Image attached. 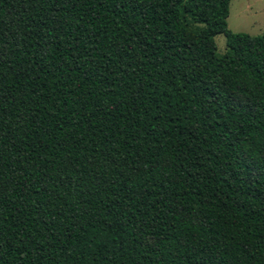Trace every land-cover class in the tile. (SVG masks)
Listing matches in <instances>:
<instances>
[{
	"label": "trees",
	"instance_id": "obj_1",
	"mask_svg": "<svg viewBox=\"0 0 264 264\" xmlns=\"http://www.w3.org/2000/svg\"><path fill=\"white\" fill-rule=\"evenodd\" d=\"M229 2L0 0V264H264V31Z\"/></svg>",
	"mask_w": 264,
	"mask_h": 264
},
{
	"label": "rangeland",
	"instance_id": "obj_2",
	"mask_svg": "<svg viewBox=\"0 0 264 264\" xmlns=\"http://www.w3.org/2000/svg\"><path fill=\"white\" fill-rule=\"evenodd\" d=\"M226 20L233 32L260 35L264 31V0H230ZM214 41L217 55L223 54L226 50L224 35L216 34Z\"/></svg>",
	"mask_w": 264,
	"mask_h": 264
}]
</instances>
